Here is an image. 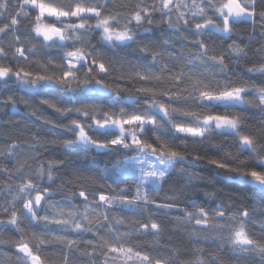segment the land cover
Masks as SVG:
<instances>
[{"label":"snow or ice","instance_id":"6c2138e0","mask_svg":"<svg viewBox=\"0 0 264 264\" xmlns=\"http://www.w3.org/2000/svg\"><path fill=\"white\" fill-rule=\"evenodd\" d=\"M248 26L259 83L228 63L248 56L233 38ZM10 84L58 114L33 111L60 152L45 157L39 132L0 143V246L15 249L0 264H264V0H0V92ZM0 103L31 130L15 96ZM214 136L232 143L207 162L250 186L251 203L198 199L197 175L177 168ZM96 156L104 167H68Z\"/></svg>","mask_w":264,"mask_h":264},{"label":"trees","instance_id":"16d2710c","mask_svg":"<svg viewBox=\"0 0 264 264\" xmlns=\"http://www.w3.org/2000/svg\"><path fill=\"white\" fill-rule=\"evenodd\" d=\"M249 31H250V26H248V30L246 31H239V38L236 36L233 37L234 39H238V42L242 40L243 44H248V48H247L248 56L244 60H242L240 64H234L231 61H228V63H229V67L239 72L245 80L259 83V81L262 79V77L259 74L250 75L246 71V66H252L253 63H259L261 59L255 52V50L260 46L259 40L253 39L251 43H249L248 41ZM157 35H159V33H157ZM254 36L257 38L260 36L259 26H257V31L255 32ZM8 59H11V56H9ZM0 95H2L5 98V100L9 95L15 96L17 100L16 106L24 114L23 119L25 123L30 124L32 126L30 131H25L22 126L20 129L14 128L13 127L14 122L9 123L7 118V112L11 108V105H5L4 103H0V125H2V127L7 130L6 133H0V143H2L5 139L19 138L20 142L26 146L27 142L31 139L32 133L39 132L41 138L47 142L48 151L44 152V156L46 157L48 155H51L52 153L59 154L60 152L59 144L51 143L54 137L52 136V133L46 131L48 128L51 127V124L46 123L41 118H38L37 115L33 114V111L35 109L36 112L42 113L43 115L49 117L50 119L58 118V114L55 113L52 109L48 108L46 105L40 104L38 97H31V98L26 97L27 103L25 102V100H21V96H23L24 93L20 92V90L16 88L15 84H10L7 89L0 92ZM48 95L55 99H60L65 94L58 91H51ZM122 95H126V94H122ZM80 99L87 100V97H80ZM241 111L245 120L243 131L252 132L254 134L257 133L259 129V124L261 122V114L259 109L253 107H247L245 109H242ZM56 131L64 136L68 135L67 133L62 132V130L59 128H57ZM231 143H232L231 140H227L219 136H214L212 140H210L209 142L198 148L199 154L202 157H204V159H201L199 161L198 165H190L185 162H180V164H178L177 166L178 169L182 167L188 171L194 172L197 175L198 178L194 182L192 187L200 190L197 193L198 199H203V192L208 191V192H216L218 196L224 197L225 199H228L237 205L242 203L252 202L253 191L250 186H245L229 180L227 177L230 174L224 172L223 170L215 168L213 165L207 162L208 157H216L223 154L222 151H219L217 149L216 145L223 144V146L227 148ZM189 150L190 151L192 150L191 145H189ZM190 158L191 157H189V159ZM105 162H106V157L104 156H96L94 158L88 157L86 159L73 161L69 163L68 167H78L85 170L97 169L104 167ZM29 163L32 164L33 167H35V161H29ZM173 181L175 182V187L177 188H179L180 185L185 183V180L178 174L173 175ZM171 183L172 182H170L169 184H165L164 186L165 192H170ZM162 195L163 193L161 194V196ZM161 196H158L156 198L160 199ZM251 227L253 231H255L257 226L252 225ZM4 232H5L4 238L6 240L9 239V237H11L12 239H16L18 238L19 235L10 229H5ZM177 239H178V235L173 236V242H175ZM165 240H167V237H165ZM188 247L190 248L191 246L188 245ZM210 247L214 248V245L210 244ZM0 249L7 251L9 253H14L15 251V249L11 247V245L0 246ZM161 251H167V249H161ZM184 254L187 255V253ZM225 259H227V256H225Z\"/></svg>","mask_w":264,"mask_h":264}]
</instances>
